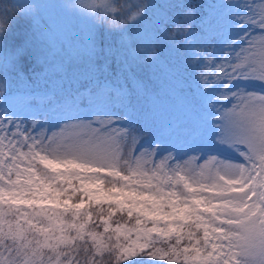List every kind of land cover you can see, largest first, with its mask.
Listing matches in <instances>:
<instances>
[{
	"label": "snow or ice",
	"instance_id": "snow-or-ice-1",
	"mask_svg": "<svg viewBox=\"0 0 264 264\" xmlns=\"http://www.w3.org/2000/svg\"><path fill=\"white\" fill-rule=\"evenodd\" d=\"M84 6L67 60L26 10L56 49L51 95L11 91L14 57L0 66V264H264V0ZM161 109L170 147L147 126Z\"/></svg>",
	"mask_w": 264,
	"mask_h": 264
},
{
	"label": "trees",
	"instance_id": "trees-1",
	"mask_svg": "<svg viewBox=\"0 0 264 264\" xmlns=\"http://www.w3.org/2000/svg\"><path fill=\"white\" fill-rule=\"evenodd\" d=\"M45 1L46 0H43L41 3ZM215 1L216 0H185V3L189 5H200L215 3ZM24 2H27V0H0V16L9 15L12 17L7 31L0 36V66L4 67L6 70L11 57H14L11 68L7 70L11 91L34 92L39 89L53 91L50 85L52 81L55 80L54 72L50 74V79H46L45 75L41 73L44 71V67H47L44 64V57L52 53L53 49L49 48L44 51L43 48H47L48 45L44 41H39L37 39L34 24L31 19H27L23 17V14H19L15 11V6ZM115 2L120 4L124 3L125 0H115ZM42 22L44 23L43 19L41 20V23ZM85 25L87 26V21ZM99 31L101 37H103L104 29L100 28ZM101 43L103 44V40H101ZM19 49H23V52L17 55ZM62 55L67 60L71 55H74V53H68V51L62 49ZM172 55L177 62L184 58L183 50H180L178 53L173 52ZM98 63H103V61H98ZM110 67L113 74H115L116 64L114 60ZM133 71L137 77L141 79H147L150 75L147 67L143 66ZM0 76H2V73H0ZM172 119V114L169 111L161 109L155 120L149 121L147 126L155 130L159 136L161 133L164 134L166 129L170 130ZM161 137L164 138V136ZM144 138H148L147 133H145ZM114 219H120L121 222H123L127 220V217H120L118 214ZM141 258L145 260L151 259L152 264H167V261H157L146 256ZM112 264H115V262L113 261ZM124 264L126 263L124 262Z\"/></svg>",
	"mask_w": 264,
	"mask_h": 264
},
{
	"label": "rangeland",
	"instance_id": "rangeland-1",
	"mask_svg": "<svg viewBox=\"0 0 264 264\" xmlns=\"http://www.w3.org/2000/svg\"><path fill=\"white\" fill-rule=\"evenodd\" d=\"M43 0H38L37 6L40 10V13L43 16L44 19V25H48V31L53 33L57 36L59 40V46L61 49H65L68 51V53H75V49L79 45V41L83 35L87 32V26L85 25L86 20L79 17L74 12L68 11L63 5L64 0H46L44 3H41ZM216 2H220V0H216ZM241 2H244V0H241ZM248 3H256L258 4L260 0H247ZM23 17L27 19L32 18L26 14H23ZM56 49H53V52H55ZM21 94V96L28 95L30 98L41 101L42 98L47 97L51 95L52 90H37L34 92H23V91H15ZM34 112H43L45 109L42 105L38 107H34L32 109ZM115 111H119V109H115ZM39 120H44V116L37 117ZM169 129H166L164 134L157 135V138L164 141L167 146H171V140L169 138ZM161 136H164L162 138ZM149 138V137H148ZM146 138L145 140H147ZM164 155H167V153H164ZM230 155L235 160H239L240 157L236 155L235 153H230ZM187 159V157H185ZM159 162V161H157ZM202 163V161H201ZM128 264V262H125Z\"/></svg>",
	"mask_w": 264,
	"mask_h": 264
},
{
	"label": "clouds",
	"instance_id": "clouds-1",
	"mask_svg": "<svg viewBox=\"0 0 264 264\" xmlns=\"http://www.w3.org/2000/svg\"><path fill=\"white\" fill-rule=\"evenodd\" d=\"M64 4L67 6L69 11L87 13V9L84 6L85 0H64ZM26 10H30L31 12L34 13L37 10L36 0H27V2L20 3L15 6V11L19 14H26ZM186 13H191V15H194L195 5H193L191 9H187ZM11 19L12 17L9 15L0 16V36H2L7 31ZM178 28L179 26L173 27L172 35L176 34ZM4 90H6V83L4 81H0V94H2Z\"/></svg>",
	"mask_w": 264,
	"mask_h": 264
}]
</instances>
